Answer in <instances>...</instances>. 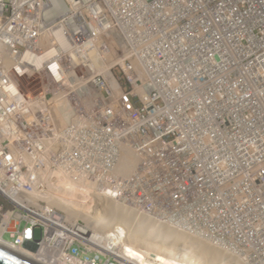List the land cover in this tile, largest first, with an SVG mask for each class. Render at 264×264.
Returning <instances> with one entry per match:
<instances>
[{
    "label": "built area",
    "instance_id": "obj_1",
    "mask_svg": "<svg viewBox=\"0 0 264 264\" xmlns=\"http://www.w3.org/2000/svg\"><path fill=\"white\" fill-rule=\"evenodd\" d=\"M58 183L87 208L84 188L115 189V207L264 264V0H0V243L45 264H148L123 224L77 225L89 213L53 201Z\"/></svg>",
    "mask_w": 264,
    "mask_h": 264
},
{
    "label": "bare ground",
    "instance_id": "obj_2",
    "mask_svg": "<svg viewBox=\"0 0 264 264\" xmlns=\"http://www.w3.org/2000/svg\"><path fill=\"white\" fill-rule=\"evenodd\" d=\"M55 190H63V183H58L55 186ZM84 191L89 195L91 201L96 203L89 208L74 200L79 195L76 186H74L72 191H66L64 187V190L61 192V196L53 197V201L58 202L61 207L72 216H78L79 212L84 213V211L87 210L89 216L82 214L80 215L81 217H70L79 226H81V220L87 223H92V226L95 224L99 225L101 223L99 221L102 220H105L109 223L108 225L111 226L114 225V221H117L119 224H123V229L119 225L116 229L126 240L125 245L128 250L125 254L128 257L142 259L143 262H146L147 259H143L145 255L140 251L149 253V250H154L152 255L153 258L148 260V264H178L176 263V261H178V257L182 258V260H179L181 264L240 263L239 259L233 255H225L208 246L205 241L195 239V235L191 230L188 231L184 228L183 231L176 230V227L178 226H175L172 223H167L169 222L167 220H163L159 224L155 225L152 221L148 220L147 217L133 216L131 211H128V207L124 205L115 207L114 199L115 195L118 193L115 189L106 188L104 192H102L98 189L97 185H94L93 187L84 188ZM115 208L116 210L126 212V215L128 216L114 217L111 219L113 217L112 212ZM100 209L103 211L107 210L111 213L110 217H95L96 212ZM147 213H149L152 217V213L149 212V210H147ZM155 218L158 219V217ZM163 219H165V217H163ZM183 223L185 224V222ZM191 226L192 225H190V228ZM166 231L169 233V236H172L173 238L165 237L164 234ZM182 242L190 247L192 251L188 252L183 249V246L180 245ZM0 246L20 254V252L11 244L0 243Z\"/></svg>",
    "mask_w": 264,
    "mask_h": 264
},
{
    "label": "rangeland",
    "instance_id": "obj_3",
    "mask_svg": "<svg viewBox=\"0 0 264 264\" xmlns=\"http://www.w3.org/2000/svg\"><path fill=\"white\" fill-rule=\"evenodd\" d=\"M36 78V79H35ZM36 77V76H33V77H29V76H17L16 77V80L19 84V86L27 93H31V92H39L41 90V80ZM148 216L150 217H147L148 220L152 221L153 224H159L161 221L163 220H167V219H163V217H158L155 218V217H151V215L149 213H147ZM158 220V221H157ZM167 223H172L173 225H175L174 222H167ZM184 224V223H183ZM176 226V225H175ZM185 229V227H183ZM193 229V225L191 226L190 230L192 231ZM193 232V231H192ZM165 237H168V238H173L172 236H169V233L166 231L165 234H164ZM5 238L6 239H10L9 235L8 234H5ZM178 261H176V263L178 264H181L179 260H182V258H177Z\"/></svg>",
    "mask_w": 264,
    "mask_h": 264
},
{
    "label": "water",
    "instance_id": "obj_4",
    "mask_svg": "<svg viewBox=\"0 0 264 264\" xmlns=\"http://www.w3.org/2000/svg\"><path fill=\"white\" fill-rule=\"evenodd\" d=\"M0 264H45L0 246Z\"/></svg>",
    "mask_w": 264,
    "mask_h": 264
}]
</instances>
